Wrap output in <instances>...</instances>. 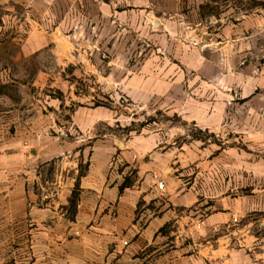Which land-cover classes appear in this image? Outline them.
<instances>
[{
	"label": "rangeland",
	"instance_id": "374dc122",
	"mask_svg": "<svg viewBox=\"0 0 264 264\" xmlns=\"http://www.w3.org/2000/svg\"><path fill=\"white\" fill-rule=\"evenodd\" d=\"M15 1L45 6L55 21L62 15L67 19L66 34L80 28L81 38L93 39L96 49L157 53L161 63L179 67L183 58L190 67H185V85L172 103L161 97L136 105L117 90H95L90 105L95 115L119 119L98 122L96 140L127 141L139 133L159 131L165 142L185 145L191 152L185 180L192 195L190 203L172 209L148 236L121 234L106 251L81 259V264H264V102L254 111L237 93L224 91L225 118L217 133L187 118L214 111L211 101L217 99L206 91L200 70L210 74L216 69L213 64L196 66L193 55L214 63L222 32L225 42L240 37L236 68L264 62V0ZM16 11L17 17L24 16L25 10ZM9 42L0 41V69L10 67L8 78H0V127L20 122L24 113H32L35 121L34 114L41 110L45 114L39 116V126L56 125L60 118L70 133L68 142L82 137L70 125V115L80 105L69 99V93L81 95L86 90L79 87L71 68L62 73L65 85L56 84L59 61L52 47L41 56L24 58L18 54L20 43ZM40 66L48 70L43 86L36 71ZM254 96H264V90L257 89ZM181 100L189 103L185 106ZM207 100L211 104L201 110ZM177 102L179 111L172 108ZM8 111L15 116L6 115Z\"/></svg>",
	"mask_w": 264,
	"mask_h": 264
},
{
	"label": "crops",
	"instance_id": "0c3cea01",
	"mask_svg": "<svg viewBox=\"0 0 264 264\" xmlns=\"http://www.w3.org/2000/svg\"><path fill=\"white\" fill-rule=\"evenodd\" d=\"M18 8L25 10L23 17H17ZM50 18L45 6L36 8L32 1L21 5L0 0V41L19 42L18 54L24 58L41 56L52 47L59 61L56 84L65 85L62 73L71 68L79 87L86 90L81 95L69 93V99L80 105L70 115V125L82 137L68 142L70 133L60 118L56 125L39 126V116L45 114L41 110L34 114L35 121L32 113H24L20 122L0 127V264H81V259L106 251L121 234L148 236L172 209L190 203L192 195L185 180L188 147L165 142L159 131L139 133L127 141L96 140L98 122L119 119L95 115L96 109L90 107L97 87L117 90L136 105L161 97L172 103L185 85V67L190 68L185 60L181 58L176 67L161 63L162 55L157 53L99 50L93 39L81 38L80 28L66 34L67 19L62 15L56 21ZM223 33L214 63L193 55L196 66L213 64L216 69L210 74L199 69L207 80L206 91L217 99L211 101L215 112L187 115L199 128L216 133L225 118L224 91L237 93L254 111L260 109L257 103L264 102V96H254L257 89L264 90V62L236 68L240 37L225 42ZM73 44L78 48L75 52ZM36 71L42 85L48 70L40 66ZM9 72L10 67L0 69V78L7 79ZM224 76L230 81L226 83ZM209 101L201 110L208 108ZM172 108L179 111L181 105L177 102ZM6 115L15 116L10 111ZM157 181L163 183V199L158 198ZM123 183L127 186L119 191ZM75 189L77 202L71 208Z\"/></svg>",
	"mask_w": 264,
	"mask_h": 264
},
{
	"label": "trees",
	"instance_id": "16d2710c",
	"mask_svg": "<svg viewBox=\"0 0 264 264\" xmlns=\"http://www.w3.org/2000/svg\"><path fill=\"white\" fill-rule=\"evenodd\" d=\"M126 186H127V184L123 183V185L119 188V191H122L123 188L126 187ZM77 197H78V194H77L76 189H75V191H73V193L71 194V198H70V201H69V204H70L71 208H74L76 206Z\"/></svg>",
	"mask_w": 264,
	"mask_h": 264
},
{
	"label": "built area",
	"instance_id": "2783aa9c",
	"mask_svg": "<svg viewBox=\"0 0 264 264\" xmlns=\"http://www.w3.org/2000/svg\"><path fill=\"white\" fill-rule=\"evenodd\" d=\"M155 188L158 191V198L163 199L165 197L164 191H163V183L160 181H157L155 184ZM126 245V243H124Z\"/></svg>",
	"mask_w": 264,
	"mask_h": 264
}]
</instances>
